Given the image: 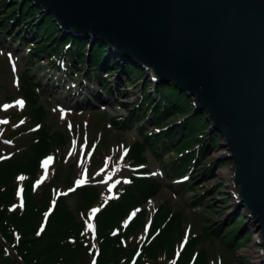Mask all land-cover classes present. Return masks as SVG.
Returning <instances> with one entry per match:
<instances>
[{
    "label": "rangeland",
    "instance_id": "1",
    "mask_svg": "<svg viewBox=\"0 0 264 264\" xmlns=\"http://www.w3.org/2000/svg\"><path fill=\"white\" fill-rule=\"evenodd\" d=\"M19 1L22 0L13 4L16 13ZM10 3L0 0V159L12 160L14 187H10L9 179L4 182L0 177V184L6 185L0 189V197L4 196L0 212L4 210L1 205L13 204L14 195L20 192L22 200L36 199L48 212L62 199L71 210L73 221L79 223L84 215L77 192L92 187L97 198L87 210L86 225H92L96 237L95 214L105 210L112 200L120 199L126 185L140 183L146 188V198L125 211L120 209L114 225L125 248L134 247L129 260L132 264L137 263L141 248L162 233L166 236L143 264H256L254 261L263 256L257 242L259 230L254 219L246 216L245 207L238 206L231 179L233 162L225 157L227 152H220L222 147L228 150L222 135L205 127L198 140L207 142L201 153L175 167L189 132L174 134L168 140L162 136L157 143L148 138L166 129L155 128L162 108H172L159 122H170L168 128L181 124L193 112L186 113L173 102L161 99L158 91L163 83L152 82L145 71L137 74L133 69H117L107 59L111 50L108 45L98 63L110 65L101 70L98 64L90 63V40H84L80 48H74L69 40V47L61 54L65 57L62 63L38 53L37 50L44 51L52 45L46 40L47 30H41L43 17L49 13L39 8L37 21L23 16L7 18ZM58 25L52 27L50 35L53 41L58 37L63 42L68 37H62L64 28ZM41 33L45 35L38 36ZM81 37L91 39L86 34ZM117 76L114 97L111 80ZM55 80L65 84L66 89L52 88ZM69 91L80 95L67 99L64 94ZM96 93L111 99L98 101L93 97ZM184 100L186 108L194 109L191 96ZM36 105L41 107L39 117H34L30 108ZM44 129L49 133L61 131L56 134L59 138L44 141ZM197 148L198 145L194 150ZM33 154L34 159L29 162ZM18 163L21 164L16 166ZM28 181L30 196L26 195ZM46 216L45 212L41 215L38 231ZM135 219L139 222L129 230ZM233 227L235 233L230 231ZM0 239L6 248L1 231ZM16 253L23 252L18 249Z\"/></svg>",
    "mask_w": 264,
    "mask_h": 264
},
{
    "label": "water",
    "instance_id": "2",
    "mask_svg": "<svg viewBox=\"0 0 264 264\" xmlns=\"http://www.w3.org/2000/svg\"><path fill=\"white\" fill-rule=\"evenodd\" d=\"M31 2L191 96L193 113L224 138L264 262V0Z\"/></svg>",
    "mask_w": 264,
    "mask_h": 264
},
{
    "label": "trees",
    "instance_id": "3",
    "mask_svg": "<svg viewBox=\"0 0 264 264\" xmlns=\"http://www.w3.org/2000/svg\"><path fill=\"white\" fill-rule=\"evenodd\" d=\"M15 1L16 0L10 1V4L12 5H10V8L6 11V14L10 13V16L7 18L23 16V18H26L28 21H32L40 17L41 13H39V7L31 5V0H24L19 11L17 13L14 12L15 6H13V4H15ZM37 12L38 15L36 14ZM28 21L27 23H29ZM42 24L44 26L41 30H47V32L45 31L47 36L46 40L52 42V45L49 49L44 51L37 50L39 51L38 53H45L49 56L55 54V56L60 57V55L63 54V49L67 46V44H69V40H72V44L70 45L74 48L75 46L77 48L83 47L84 42L89 41V39H78L70 35H68V38H66L63 42H59L60 40L58 37H54L53 41L50 31L52 30V27L57 24L54 23L52 16L50 14L44 15ZM4 27L7 26L5 25ZM50 27L51 29H49ZM41 34L43 36L45 35V33ZM60 43H63L61 47H59ZM91 46V55L89 57L90 63L94 62L95 66H97L99 59L105 53L106 45L95 40ZM133 70L137 74H142V70L140 68H134ZM133 77H135V75H132V78ZM158 92L161 95V99L173 102L175 107L185 109L186 113L193 112V108H186L185 102L187 101H183V99L187 96L183 93H179L171 83L170 85L164 84ZM29 95L35 99L32 94ZM39 107V105H36L33 109L32 106H30L31 111L35 114L34 117H39V111L41 108ZM171 109L172 108H169L168 110L164 109L163 111L162 108V112L157 119H155L159 120L156 123V125H158L156 126L157 129H162L169 125L170 122H159L168 116L165 114ZM180 113L182 112H179V114ZM143 117L140 121H142ZM185 117L188 118H185L184 122L181 124H177L172 128H166V130H162L159 133L156 132L153 138H148L149 140L153 139L154 143H157V141L162 140L160 139L162 136L168 140V138H171L174 134L181 136L187 134L186 132H189L184 145L180 147V152L178 153L179 156L177 158L178 160H176L178 162H174L175 167L181 165L183 162L187 163L188 159L193 156L196 158L197 155L201 153L204 144L207 143L205 142L206 140L203 139L198 141L203 134V129L208 125L204 119L203 113L192 114ZM41 132L42 138L46 142L55 141V139L59 138L56 134L61 133V131L58 130L49 133L47 129H44ZM197 134L199 135L197 136ZM145 135L147 134L145 133ZM199 142H202L200 147ZM197 145L198 148L194 150ZM175 149L176 148H173L172 150ZM33 156H35V154L29 158V162H32V159H34ZM8 158L0 160V177L4 180V182L9 179L10 187L13 188L14 184H12L13 180L11 173L14 167L11 168L12 160ZM20 164L21 163H18L16 166H19ZM184 169L187 168L185 167ZM20 172L25 171L20 170ZM148 185L151 186V183L148 182ZM1 188H6V185L0 184V189ZM35 188L36 186L32 187L31 190L33 191ZM29 190L30 186L28 181V185L26 187L27 196H30ZM77 193L79 195V208H82L81 214L84 215V218L79 220V223H75V221H73V217L71 216V210L67 209L66 204L62 199H59L52 212L47 214L46 221L42 224L43 226L40 231H38L40 217L47 211V209H44L43 207L44 204L39 203L36 199H34L33 202L30 199L24 200L23 198L22 200V196L20 197L19 195H14L13 200L11 201L13 204H10V206L1 205L4 210L0 212V231L2 233L3 240L7 242V246L5 248L4 243L0 239V264H90V260L92 258L96 261L95 264H132L129 260L134 247L129 246L125 248L121 240V234L119 232L117 233V230L114 228L117 221L115 217L120 209L123 208V211H125L127 207H132L143 201L147 196L146 188H143L140 183L139 185L136 183L130 186L126 185L121 191L120 199L112 200L105 210H99L95 214L96 237L86 225L87 210L96 204L94 202L97 198L96 190L92 187H83L80 188ZM0 200H4V196H1ZM138 222V219H135L129 230L134 228ZM235 228L236 227L230 228L231 233H235ZM165 236L166 235L162 233L161 235L155 237L153 242H150L148 245L143 247V249L141 248V255L135 264H143L145 258L149 256L151 251L158 247ZM18 249L22 250L23 253L21 255L20 253H16ZM199 253H201V251H199Z\"/></svg>",
    "mask_w": 264,
    "mask_h": 264
},
{
    "label": "bare ground",
    "instance_id": "4",
    "mask_svg": "<svg viewBox=\"0 0 264 264\" xmlns=\"http://www.w3.org/2000/svg\"><path fill=\"white\" fill-rule=\"evenodd\" d=\"M10 1L11 0H9V3H10ZM41 9V8H40ZM55 27V26H54ZM5 29H6V27H4ZM63 33H62V35H67V34H69L70 36H72V37H75V38H81L82 39V35H80V33H72V32H70V31H62ZM34 36H36V34H34ZM39 36H43L42 34H40ZM90 41H92V38L91 39H89ZM89 48H90V46H89ZM114 50V49H113ZM111 56V57H110ZM107 59H109L108 61H112V63L116 66L117 65V69L119 68V70L121 71V69L122 68H129V69H134V68H136V66H134L133 64V62L131 61V60H129V59H126V58H124V57H122L121 56V54L120 53H115V52H112V51H110L109 52V55H107ZM105 62H106V60H105ZM107 63H109V62H107ZM100 63H98V65H99ZM105 64V63H104ZM104 64H102V65H99V69L101 70V69H103L104 67H106V66H109L110 64H107V65H104ZM63 68H65V67H63ZM100 72V71H99ZM102 74V73H101ZM132 75H134V74H132ZM97 79V78H96ZM99 80H101V77L99 76V78H98ZM98 79H97V81H98ZM118 79H119V76H117V78H115V79H113V80H111V86H112V94H113V96L115 97V94L117 93L116 92V90H117V87L115 88V86H116V82L118 81ZM99 82V81H98ZM55 83L56 84H52L54 87H52V88H57V87H64L65 89H66V86H65V84H64V86H62L61 84H59L58 83V81L57 80H55ZM64 83V82H63ZM85 88H83V90H84ZM177 91H178V89H177ZM179 92V91H178ZM127 93V92H126ZM179 93H182V92H179ZM79 95H80V93L78 94L77 93V91H74V92H72V91H69L67 94L65 93L64 94V97L65 98H69L70 96H77V97H79ZM107 96V95H106ZM106 96H104V95H99V94H95V95H93V97H94V99H96V100H98V101H100V100H102V99H105L106 98V100H110L111 98L110 97H106ZM78 102H79V100H77ZM84 102H86V101H84ZM193 114H197L196 112H194ZM171 128L172 127H174V125L173 126H170ZM225 147H222V148H220V152H224V153H226L227 152V150H225L224 149ZM257 235V234H256ZM255 235V236H256ZM259 238V237H258ZM256 264H264V262L262 261V258H260L259 260H256V261H254Z\"/></svg>",
    "mask_w": 264,
    "mask_h": 264
}]
</instances>
